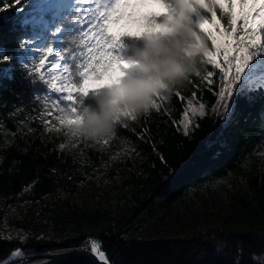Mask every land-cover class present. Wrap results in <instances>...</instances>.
<instances>
[{
    "label": "trees",
    "instance_id": "16d2710c",
    "mask_svg": "<svg viewBox=\"0 0 264 264\" xmlns=\"http://www.w3.org/2000/svg\"><path fill=\"white\" fill-rule=\"evenodd\" d=\"M31 3L32 0L22 4L8 0L5 4L0 0V8L5 9L0 12V46L13 56L12 75L0 71V199L25 198L31 205L30 219L22 223L30 230V236L19 240L0 235V262L14 264L16 258L9 256L16 249H21L23 256L56 253L79 248L86 238L93 237L103 242L105 259L112 264H262L264 93L257 91L247 98H236L233 115L226 122L224 110L217 104L218 85L202 81L206 74L203 72L179 89L184 100L173 95L171 100L159 101V111L152 110L138 121L118 124L107 147L81 146L77 148L78 155L65 151L59 148L57 135L47 131L38 117L37 97L43 98L46 87L34 70L38 61L29 59V50L18 47L20 41L36 37L39 31L22 25L30 15ZM21 7L25 10L19 13L17 9ZM71 11L68 9L66 16ZM144 11L160 9L152 6ZM162 20L163 17L158 22ZM64 24H68V19ZM131 30L137 31L135 27ZM52 39L50 34L41 32L36 42L43 44ZM119 43L115 54L127 59L132 44L138 41L122 36ZM207 44L211 50V41ZM24 63H29L28 69ZM9 67L0 65V69ZM206 69L213 70L208 64ZM82 79L74 81L78 87ZM94 95L83 97L80 112L92 103ZM189 99L204 103L206 111L203 117L193 118L189 135L185 136L179 119ZM20 105L24 108L14 111ZM129 140L138 145L136 150L124 161H111L114 150L131 148ZM97 170H103L110 181L111 196L127 204L124 214L114 218L102 209L61 199L60 214L50 216V221L38 218L33 209L37 202L60 197L63 191L78 192L85 174ZM206 198L215 208L226 210L222 216L225 221L230 218L239 226L217 225L210 232L198 230L185 235L126 236L133 224L137 228L149 221L164 222L166 216L183 221L185 203ZM216 215L219 217L217 211ZM41 233L44 234L38 237ZM213 240H217L213 245L221 244L219 248L206 245Z\"/></svg>",
    "mask_w": 264,
    "mask_h": 264
},
{
    "label": "snow or ice",
    "instance_id": "6c2138e0",
    "mask_svg": "<svg viewBox=\"0 0 264 264\" xmlns=\"http://www.w3.org/2000/svg\"><path fill=\"white\" fill-rule=\"evenodd\" d=\"M23 2L27 0H14L15 4ZM176 2L104 0L103 3H96L95 7H86L93 0H74V3L70 0H32L30 15L22 21V25L38 29L36 37L46 32L53 38L39 47V55L32 57V60L38 61L34 70L40 74L39 78L46 86L43 95L45 109L50 106L57 113L55 119L61 125L71 126L80 117L83 97L90 92L89 82L100 81L106 74L118 78L127 70L126 62L115 54V49L120 46V38L141 34V30L146 34L147 29L155 27L159 19L167 15L166 10H170ZM4 3L7 4L8 0H4ZM152 6L159 7L160 11H144ZM194 7V27L198 38H202L206 44L208 40L211 41V50L207 44L205 59L206 64L213 69H205L206 74L197 77H201L208 85H218L217 104L223 108L222 115L227 122L233 115L236 98H247L250 93L257 91L264 93V0H194ZM68 9L72 11L66 16ZM24 10L23 7L17 9L19 13ZM3 11L5 9L0 8V12ZM65 19H68L67 25L64 24ZM114 26L121 30L114 31ZM133 27L137 31L130 32L129 28ZM36 37L20 41L18 47L31 50L36 44ZM12 60L13 56L8 55L6 49L0 46V65L10 66L0 71L12 75ZM23 67L28 69L29 63H24ZM79 78L83 79L78 87L74 81ZM173 95L185 99L179 90ZM192 96L195 97V92ZM40 99L37 97V100ZM158 101L165 100L155 99L152 110L159 111L161 105ZM23 108L20 105L14 107V111ZM205 111L204 103L196 107L191 99L188 100L181 121L185 136L189 135L192 118L203 117ZM150 112L144 116L147 117ZM22 123L27 127L26 122ZM139 138L144 139L142 135ZM111 139H105L99 144L107 145ZM127 143L131 145L130 151L138 147L131 140ZM261 145L264 146V140ZM59 148L64 149L65 144L61 143ZM5 239H11V236ZM102 244L101 240L88 237L79 246V250L90 251L104 260ZM11 257H23L22 250H14ZM253 259L255 261L257 258L254 256ZM0 264H8V261Z\"/></svg>",
    "mask_w": 264,
    "mask_h": 264
},
{
    "label": "clouds",
    "instance_id": "9594fccd",
    "mask_svg": "<svg viewBox=\"0 0 264 264\" xmlns=\"http://www.w3.org/2000/svg\"><path fill=\"white\" fill-rule=\"evenodd\" d=\"M166 11L163 20L146 34L141 30V34L125 35L138 41L127 59H122L127 70L118 78L106 74L94 81L96 86L89 89L96 93L92 103L83 107L71 126H64L69 151L77 147L76 140L95 146L111 139L118 124L138 121L152 110L155 99L170 100L192 77L205 71L207 44L194 27V0H177Z\"/></svg>",
    "mask_w": 264,
    "mask_h": 264
},
{
    "label": "rangeland",
    "instance_id": "374dc122",
    "mask_svg": "<svg viewBox=\"0 0 264 264\" xmlns=\"http://www.w3.org/2000/svg\"><path fill=\"white\" fill-rule=\"evenodd\" d=\"M72 0H70L71 2ZM104 0H93L91 7H95L96 3H103ZM156 7V6H153ZM157 8V7H156ZM42 45L40 41L36 42L35 45L32 46L31 50L28 52V57L32 60L34 55H39L38 49ZM24 61V59H22ZM119 75V73H116ZM47 78V74L45 73ZM107 82V81H105ZM96 84L94 81L89 82V87H94ZM89 94H96L94 92H89ZM159 103V101H158ZM193 106L198 107L199 104L193 101ZM188 107V103L186 108ZM185 108V109H186ZM184 109V111H185ZM183 111V113H184ZM51 113V114H49ZM183 113L180 115L179 124L182 126V119ZM57 113L49 106L45 109L43 104V98L39 100V113L38 117L41 119L43 125L45 126L47 131H50L57 135L60 144L65 143V136H64V126L61 125L56 119L55 116ZM190 118L191 113H189ZM193 119V118H192ZM50 129V130H49ZM77 144V147L73 149V153L78 155V149L81 146L85 145H92L91 142L83 141V140H76L74 141ZM107 145L97 144L98 148L107 147ZM63 150L69 151L67 147ZM132 151L127 146H123L117 150H114L110 154L111 161H124L130 155ZM110 181L105 177V172L103 170H97L85 174V177L80 180L78 192L69 193V192H61L60 197H46L45 199L37 202V204L33 207L35 214L38 216L39 219L42 221L49 220L50 216L58 215L62 212L60 209L61 206V199H65L71 202L76 203L82 207H92L102 209L114 218L121 216L125 213L126 203L124 200H120L117 196H111L110 191ZM30 202L25 199H18V200H6L0 199V235L2 237H9L16 238L19 240H25L27 237L30 236L31 232L22 223L25 219L29 218V210H30ZM65 209V207H63ZM184 210L186 216L183 221L181 218L166 216L164 222L156 223L154 221H149L143 224L140 227L135 228L136 224H133L132 227L126 232L127 237H134V238H150L157 235L165 234H190L194 231L198 230H208L209 232L215 226H222V225H237L234 221L230 218L224 220L223 215L225 216L226 210L222 208H215L212 204L210 198L203 199V201H196L192 202L187 201L184 206ZM216 211L219 215L217 217ZM115 220V219H113ZM50 221V220H49ZM127 226V224H126ZM44 233L38 235L41 237ZM217 240H213L212 242H207V246H213L219 248L221 244H214ZM66 251V250H65ZM62 252V251H61ZM58 253V252H56ZM47 254H54V253H47ZM45 254H37L32 256H23L16 258V262L14 264H20L21 262L25 261L26 264H37L40 262H33L34 260L41 258L45 260L44 257H41ZM9 259H14L9 256ZM42 260V261H43ZM41 261V262H42ZM262 264H264V257L261 259Z\"/></svg>",
    "mask_w": 264,
    "mask_h": 264
},
{
    "label": "water",
    "instance_id": "95a60500",
    "mask_svg": "<svg viewBox=\"0 0 264 264\" xmlns=\"http://www.w3.org/2000/svg\"><path fill=\"white\" fill-rule=\"evenodd\" d=\"M41 257H44L45 260L37 264H112L107 259L101 260L98 255L90 251L79 250V248L46 254Z\"/></svg>",
    "mask_w": 264,
    "mask_h": 264
},
{
    "label": "bare ground",
    "instance_id": "6f19581e",
    "mask_svg": "<svg viewBox=\"0 0 264 264\" xmlns=\"http://www.w3.org/2000/svg\"><path fill=\"white\" fill-rule=\"evenodd\" d=\"M20 264H26V262H25V261H23V262H21Z\"/></svg>",
    "mask_w": 264,
    "mask_h": 264
}]
</instances>
